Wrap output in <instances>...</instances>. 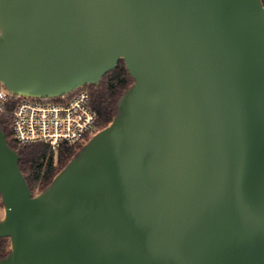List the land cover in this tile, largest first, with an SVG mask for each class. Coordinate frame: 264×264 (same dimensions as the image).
I'll use <instances>...</instances> for the list:
<instances>
[{
	"label": "water",
	"instance_id": "95a60500",
	"mask_svg": "<svg viewBox=\"0 0 264 264\" xmlns=\"http://www.w3.org/2000/svg\"><path fill=\"white\" fill-rule=\"evenodd\" d=\"M123 60L111 123L38 195L0 129V264H264L260 0H0V82L62 97Z\"/></svg>",
	"mask_w": 264,
	"mask_h": 264
},
{
	"label": "built area",
	"instance_id": "2783aa9c",
	"mask_svg": "<svg viewBox=\"0 0 264 264\" xmlns=\"http://www.w3.org/2000/svg\"><path fill=\"white\" fill-rule=\"evenodd\" d=\"M260 1L264 7V0ZM66 96H16L11 104L12 95L0 82V115L10 117L11 139L19 146L45 144L53 151L62 145H85L97 129L98 121L90 105V94L81 87Z\"/></svg>",
	"mask_w": 264,
	"mask_h": 264
},
{
	"label": "trees",
	"instance_id": "16d2710c",
	"mask_svg": "<svg viewBox=\"0 0 264 264\" xmlns=\"http://www.w3.org/2000/svg\"><path fill=\"white\" fill-rule=\"evenodd\" d=\"M132 84L133 79L126 70L123 60H120L116 67L105 74L97 85L84 87L90 94V105L98 115L97 128H106L111 123L117 114L119 99ZM66 97V95L62 96V98ZM62 98H58V100ZM16 99V96H12L11 104ZM0 129L6 137L9 147L19 156L18 166L32 195L36 190L40 193L43 192L51 184L53 178L82 148L81 146L62 145L53 151L45 144L19 146L11 139L8 115H0ZM54 155H56L58 167L54 166ZM0 206H2L1 200ZM9 252L8 238H0V260L5 258Z\"/></svg>",
	"mask_w": 264,
	"mask_h": 264
},
{
	"label": "rangeland",
	"instance_id": "374dc122",
	"mask_svg": "<svg viewBox=\"0 0 264 264\" xmlns=\"http://www.w3.org/2000/svg\"><path fill=\"white\" fill-rule=\"evenodd\" d=\"M56 100H58V99H56ZM103 129L104 128H97V129L93 130L92 136L93 135H96L99 131H101ZM53 163H54V166H57L58 167L56 155H54V157H53ZM39 193H40V191L36 190L35 193H34V195H38ZM3 217H4V210H3V207L1 206L0 207V220H2Z\"/></svg>",
	"mask_w": 264,
	"mask_h": 264
}]
</instances>
